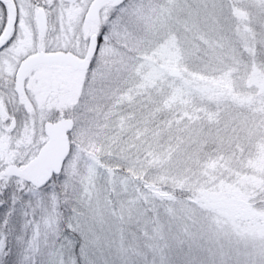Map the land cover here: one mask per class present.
Listing matches in <instances>:
<instances>
[{"label": "rangeland", "instance_id": "obj_1", "mask_svg": "<svg viewBox=\"0 0 264 264\" xmlns=\"http://www.w3.org/2000/svg\"><path fill=\"white\" fill-rule=\"evenodd\" d=\"M21 44L0 56V264H264V0H18ZM47 15L41 33L37 10ZM37 67L14 91L12 60ZM5 61V64H4ZM71 117L62 172L7 178Z\"/></svg>", "mask_w": 264, "mask_h": 264}, {"label": "water", "instance_id": "obj_2", "mask_svg": "<svg viewBox=\"0 0 264 264\" xmlns=\"http://www.w3.org/2000/svg\"><path fill=\"white\" fill-rule=\"evenodd\" d=\"M112 1L113 5H119L125 0H93L85 15V21H95L99 18L102 6ZM40 31H45L46 18L42 8L38 11ZM13 18L11 17L8 31L0 39V45L5 41ZM98 46V35L93 34L85 57H80L71 51H38L26 56L21 62L15 79V90L21 94L24 89V80L27 74L35 67L43 66H68L70 69L86 70L90 67L91 58ZM73 120L61 116L56 121H46L44 131L48 140L41 146L38 153L22 167L10 163L4 168V175L22 176L24 180L37 188L44 187L54 175L61 172L66 156L70 151L69 131L73 127Z\"/></svg>", "mask_w": 264, "mask_h": 264}, {"label": "flooded vegetation", "instance_id": "obj_3", "mask_svg": "<svg viewBox=\"0 0 264 264\" xmlns=\"http://www.w3.org/2000/svg\"><path fill=\"white\" fill-rule=\"evenodd\" d=\"M31 1L32 2H37L38 0H31ZM69 1L72 2V1H75V0H69ZM92 1L93 0H88V5H87L86 10H85V13H84V18H85V15H86V13L88 11V8H89L90 4L92 3ZM127 1L128 0H125L122 4L126 3ZM18 2H19L18 0H0V39L2 38V36L4 35V33L8 31V26H9L11 17L13 18L12 25L10 27V30L8 32V35H7L6 39H5V41L3 42V44L0 45V56L2 55V53H4L5 51H7L8 49L18 50V48H19V46L21 44V40H22L21 39V34H22V32L20 30V23H19V13H20V10H19ZM108 4L113 6L112 1H107L102 6V8L100 10V15H101V12L103 11L104 7L107 6ZM118 6H120V5H118ZM39 9L40 8H38V10H37L38 27H39V17H38V11H39ZM44 12H45V10H44ZM45 18H46V29H47V15H46V12H45ZM39 29H40V27H39ZM46 29H45V31H46ZM45 31H43L41 33H45ZM13 59H11L12 60V64H13V66H16L15 74H14V84H13V88H14L15 93L17 94V92L15 90V79H16V74H17L18 68H19V66H20V64H21V62L23 61L24 58L22 57V55H20V58L15 59V60H13ZM92 60H93V58H92ZM92 60H91V64H92ZM4 64H5V61H4ZM2 65H3V62H2V59H0V66H2ZM66 68L69 69L68 66H66ZM3 74H0V110L3 109V102H2L3 101L2 100L3 99V96L2 95H3V93L7 92V90H8V82L5 79L6 76H3ZM27 76H26V78H27ZM26 78H25V80H26ZM25 94H26V91H25V81H24V89H23V92L20 95L17 94V96L18 97H22ZM46 140H47V136H46L45 141ZM45 141L43 142V144L45 143ZM38 150H37V152H38ZM14 164H16V163H14ZM16 165H18V164H16ZM18 166H22V165H18ZM4 168H5V166L3 167L2 172L4 171ZM7 178L11 179V178H14V177H7Z\"/></svg>", "mask_w": 264, "mask_h": 264}, {"label": "trees", "instance_id": "obj_4", "mask_svg": "<svg viewBox=\"0 0 264 264\" xmlns=\"http://www.w3.org/2000/svg\"><path fill=\"white\" fill-rule=\"evenodd\" d=\"M256 52H257L256 53L257 58L264 60V51L260 53L259 47H257ZM23 184H27V183L23 181ZM0 209H2V208H0Z\"/></svg>", "mask_w": 264, "mask_h": 264}]
</instances>
